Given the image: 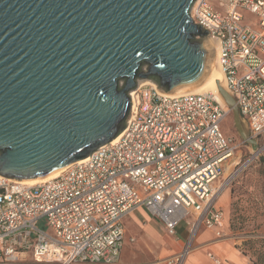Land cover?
<instances>
[{
	"label": "built area",
	"instance_id": "2783aa9c",
	"mask_svg": "<svg viewBox=\"0 0 264 264\" xmlns=\"http://www.w3.org/2000/svg\"><path fill=\"white\" fill-rule=\"evenodd\" d=\"M217 2L197 0L190 15L218 42L227 89L252 136L263 137L264 0ZM130 94L120 138L87 161L36 184L0 177V264H136L120 255L123 219L140 207L174 236L187 221L184 247L162 263L184 264L202 227L223 237L226 212L216 204V182L237 148L223 129L229 106L211 92L174 95L153 84ZM209 257L224 264L214 252Z\"/></svg>",
	"mask_w": 264,
	"mask_h": 264
},
{
	"label": "water",
	"instance_id": "95a60500",
	"mask_svg": "<svg viewBox=\"0 0 264 264\" xmlns=\"http://www.w3.org/2000/svg\"><path fill=\"white\" fill-rule=\"evenodd\" d=\"M194 1L0 0V175L43 177L112 142L140 79L166 93L208 80L215 53Z\"/></svg>",
	"mask_w": 264,
	"mask_h": 264
},
{
	"label": "rangeland",
	"instance_id": "374dc122",
	"mask_svg": "<svg viewBox=\"0 0 264 264\" xmlns=\"http://www.w3.org/2000/svg\"><path fill=\"white\" fill-rule=\"evenodd\" d=\"M211 1L219 7L217 0ZM245 15L247 20L255 18L248 12H245ZM140 83L141 79L138 80L137 86ZM229 109L223 129L226 135L233 136L237 148L232 160L225 167L224 174L216 182L217 188L219 187L216 204L226 211L222 228L224 235L217 240L229 241L236 253L245 256L250 264H264V136L253 137L248 125L241 119L247 136L254 138L255 142L246 140L236 126L230 106ZM228 167H230V172L227 171ZM220 186H223L222 189ZM149 222L156 221L142 218L139 227L126 225V241L123 249L125 248V252L130 254L126 246L129 236L134 235L136 241L132 243L136 245H132L131 249L133 251L139 249L138 258L150 264L161 263L173 254L167 251L171 242L164 231H160L159 235L153 237L154 232L147 227ZM41 225L44 226V224ZM178 233L180 235V232ZM212 236L211 231H205L203 234L206 239ZM162 243L168 248H162ZM31 254L28 252L24 257L31 259ZM128 258L121 254V261H129Z\"/></svg>",
	"mask_w": 264,
	"mask_h": 264
},
{
	"label": "crops",
	"instance_id": "0c3cea01",
	"mask_svg": "<svg viewBox=\"0 0 264 264\" xmlns=\"http://www.w3.org/2000/svg\"><path fill=\"white\" fill-rule=\"evenodd\" d=\"M241 115V114H240ZM242 118V116H241ZM243 120V118H242ZM224 209V208H223ZM225 210V209H224ZM226 212V211H225ZM142 218L144 219H149V220H154L156 222H149L147 224V227H149L153 233V237L155 235H159L160 231L166 232V235L169 236L168 239L171 242V246L168 248L162 243V248H168V252L171 253H176L179 250H181L182 247H184L185 242L187 240L188 236V228H187V221L184 222V224H180L177 228V231L180 232L177 233V235H171L167 232L163 222L156 216L152 215L145 207H140L136 209L135 211L129 213L126 215L123 219L124 227H125V238H126V232H127V224L129 225H137L138 227L141 226L142 223ZM205 231H211L213 236L211 238H204L203 234ZM151 232V233H152ZM150 234V233H149ZM124 238V242L126 241ZM132 238H135V240H132ZM219 239L216 234V230L213 228H206L202 227L200 229V232L195 240V245L198 247L194 249L186 258L184 264H214L213 260L209 257V252H214L218 256H220L223 259L224 264H232L235 262H246L249 263L246 259L245 256L238 255L236 251L234 250L232 244L229 241H220L217 240ZM136 241V236L131 235L128 238V249L130 250V254L125 252V248L121 250V254L129 257V261H121V255H120V261L122 263H136V264H150L147 263L143 259L138 258V251L139 249H135L133 251L131 249L132 245ZM133 242V243H132ZM169 242V243H170ZM125 244V243H124ZM123 244V246H124ZM151 264H165V263H151ZM250 264V263H249Z\"/></svg>",
	"mask_w": 264,
	"mask_h": 264
},
{
	"label": "bare ground",
	"instance_id": "6f19581e",
	"mask_svg": "<svg viewBox=\"0 0 264 264\" xmlns=\"http://www.w3.org/2000/svg\"><path fill=\"white\" fill-rule=\"evenodd\" d=\"M196 1L197 0H195L194 3H196ZM208 41L211 44V46L213 47V50H214V53H215L214 66H213V70H212V73H211V76L209 77V79L206 80L205 82H202V83L196 85V86L183 88V89H181L179 91H176L174 93H169V94L178 95V94H186V93L211 92L215 96L216 99H218L222 103H226L222 93L220 92V86H223V87H225L227 89V85H226V80H225L224 73H223L221 65L219 63V44L214 38H212L210 36L208 38ZM140 84L157 85L154 81L149 80V79L141 80ZM132 95H133V103H135L136 102V95H135V93H132ZM120 135L121 134H119L115 139H113L112 142H116L120 138ZM88 158H89V156L84 157L83 159H81L79 161H87ZM67 167L68 166H65V167H63L61 169H58L55 172H53L51 174H48L46 176H43V177L34 178V179H28V180H22V182L27 183V184H36L38 182L46 181L48 179H51L53 177L58 176ZM227 171L230 172V167L227 168ZM0 177H1V175H0ZM222 187L220 186L221 189H222Z\"/></svg>",
	"mask_w": 264,
	"mask_h": 264
}]
</instances>
